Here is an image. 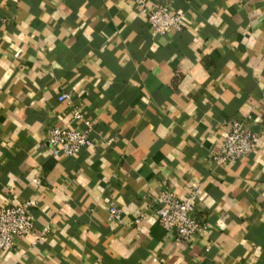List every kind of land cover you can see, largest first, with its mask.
Masks as SVG:
<instances>
[{
    "label": "crops",
    "instance_id": "obj_1",
    "mask_svg": "<svg viewBox=\"0 0 264 264\" xmlns=\"http://www.w3.org/2000/svg\"><path fill=\"white\" fill-rule=\"evenodd\" d=\"M151 1L183 27L154 36L131 0H0V207L34 199L44 231L0 264H264V0ZM73 106L93 143L53 155L47 130L81 126ZM231 118L256 146L217 162ZM165 186L198 188L202 235L159 222Z\"/></svg>",
    "mask_w": 264,
    "mask_h": 264
},
{
    "label": "built area",
    "instance_id": "obj_2",
    "mask_svg": "<svg viewBox=\"0 0 264 264\" xmlns=\"http://www.w3.org/2000/svg\"><path fill=\"white\" fill-rule=\"evenodd\" d=\"M138 8L145 13L146 19L152 29L154 36L165 34L171 30L181 29L184 25V12L171 11L164 2H152L151 0H131ZM17 50L14 55H18ZM58 100L72 102L69 92H61ZM72 120L81 122L79 127H51L47 130V144L53 155L64 154L74 156L82 148L90 146L94 140V122L86 118L78 106H73ZM111 139H108V142ZM256 146L255 133L245 119H229V131L223 137L220 149L215 154L217 162H236L241 156L249 154ZM37 182V179L33 180ZM198 199V188H191L189 193L180 197L168 186L161 189L160 193L154 197L157 203L153 206V213L159 222L167 230L175 232L177 242L191 241L198 235H202L207 229V225L201 222L196 214V204ZM36 206V201L32 198L24 200L20 204H9L0 207V251L13 248L15 239L26 235L34 239L40 238L44 231L37 233L34 230V215L32 209ZM110 218L120 220L121 209L112 205L109 208ZM147 216L142 210L135 218L134 222L139 223Z\"/></svg>",
    "mask_w": 264,
    "mask_h": 264
}]
</instances>
